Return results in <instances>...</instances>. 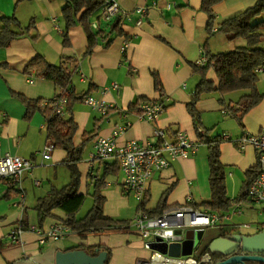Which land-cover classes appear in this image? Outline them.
I'll return each mask as SVG.
<instances>
[{
	"label": "crops",
	"instance_id": "crops-1",
	"mask_svg": "<svg viewBox=\"0 0 264 264\" xmlns=\"http://www.w3.org/2000/svg\"><path fill=\"white\" fill-rule=\"evenodd\" d=\"M152 1L118 0L122 10L132 13L130 18L123 19L122 24L124 31L130 34L125 52L122 47L126 38L116 37L108 47H104L100 41L91 53H87L88 39L81 25L69 29L70 45L63 44L65 23L62 12L66 6L65 0H0V17L14 14L23 26H27L31 19L35 20V29L19 36L9 46L0 48V62L7 63L6 67H0V157L7 153L16 154L31 158L35 163L32 173H26L20 185H15L20 194L24 195L23 200L19 194L9 199L3 198L9 185L5 181L0 182V264H57L58 252L72 250L77 246H82L88 253L89 249L95 252L97 248L101 252L109 251L108 264H137L140 260L147 261L155 249H167L164 243L143 239L131 226L133 217L141 208L132 199L133 195L119 184L120 169L117 174L106 177V186L102 190L106 197L104 212L118 220H129V227L119 225L87 233L85 237L72 231L58 240L39 243L38 231L46 232L55 223L62 222L66 213L55 209V217L47 218L41 229L35 205L52 187L66 185L70 180V171L63 163L67 155L65 150L54 149L52 158L43 160L40 152L48 143L47 120L40 111L29 120L25 119V106L17 96L21 94L30 99H44L45 102L60 93L53 82L24 72L28 61L34 55L41 54L55 64L72 58L66 63L74 70L75 90L81 92L92 88L90 95L112 105L106 115L84 101L76 103L73 108L72 116L78 124L74 137L76 145L83 142L84 133L93 131L96 121L101 119L96 134L85 145L83 159L78 163L81 172L79 191L85 195V199L93 192L95 178L103 172L100 159H90L97 136L111 135L117 126L130 123L119 137V142L146 138L153 140L156 127L169 132L185 130L191 138L198 139L187 103L199 80L193 65L204 52L208 38V15L200 8L202 0H157V6L150 7L144 21L138 24V15L133 13L134 9L149 5ZM256 1L222 0L214 6L216 25L244 11ZM99 15L100 11L97 10L91 16V21H96ZM100 26L106 32L109 30L106 23L102 22ZM35 35L37 38H34ZM209 42L213 53L229 51L245 43L240 38L229 40L225 34L218 32L210 37ZM154 72L162 82L163 96L155 88ZM207 76L217 84L213 69L207 72ZM114 82L119 83L118 90L112 88ZM257 88L264 95V72L259 74ZM248 93L249 89L237 90L225 94L224 99L226 103H234ZM161 96L169 97L168 106L156 122L140 119L139 107L131 108L140 97L158 100ZM222 107L217 92L204 94L198 103L203 113L202 127L206 129L216 126L210 136H222L221 159L225 165L227 191L229 197L234 199L244 191L247 169L258 163L256 148L249 144L242 149L238 139L246 133L256 134L261 130L264 124V96L244 116V127L238 131L220 128L219 120H210V112H217L218 117H221L218 110L220 108L222 111ZM69 116L71 114L66 106L64 118ZM209 172L208 148L200 144L196 154L177 159L169 168L154 175L148 185L146 208L154 209L166 191L169 206L184 203L188 196L192 197L193 205L209 201ZM34 179L40 180V183L35 184ZM257 216V208L246 207L242 213L234 214L231 220L224 221L223 226L263 223L257 221ZM23 220L27 221V225H23ZM19 227L22 228L20 242L15 243L10 236ZM218 228H207L204 233H212V229ZM250 230L252 233L257 232L254 228ZM235 231L240 232L237 229ZM214 236H207V239ZM100 244V247L96 246Z\"/></svg>",
	"mask_w": 264,
	"mask_h": 264
},
{
	"label": "trees",
	"instance_id": "trees-1",
	"mask_svg": "<svg viewBox=\"0 0 264 264\" xmlns=\"http://www.w3.org/2000/svg\"><path fill=\"white\" fill-rule=\"evenodd\" d=\"M65 1L66 6L63 8L62 12L65 23L62 37L65 46L70 45L69 29L76 25H81L87 35V53H91L96 44L100 41L103 42L104 47H108L116 37L130 39V34L126 33L123 29V19L120 16L115 17L109 22H103L98 16L97 20H99V24L103 22L109 26L107 32L104 31L101 26L96 30L93 28L91 16L99 10L103 0ZM221 1L222 0L201 1V10L208 15L206 24L208 38L204 44L207 62L202 66L193 65L194 73L199 76V80L192 92V98L187 103V109L193 118L198 140L200 144L206 145L208 148L210 168L209 184L211 199L196 204L195 206L216 212L220 216L230 211L234 203L243 200L245 198V191H242L234 199L229 197L226 185L225 165L221 159V143L223 139L220 135L210 136L209 129H204L202 127V112L198 108V103L204 94L217 92L218 101L223 105L222 111L231 113L243 128L244 116L252 108L257 106L264 96L257 88L260 74L257 72V69L261 67L264 68V0H257L244 11L216 25L214 6ZM0 23V48L9 46L11 42L19 36L30 33L35 29L34 19H31L27 26H23L14 14L11 16H1ZM217 32L224 33L229 40L240 38L243 39L245 43L229 51L213 53L210 50L209 39ZM34 38H37V35H35ZM68 60H72V58H67L66 61L55 64L50 62L44 55L36 54L26 64L24 72L28 75L34 74L36 77L53 82L60 94L68 97L67 111L71 114L69 118L55 115L49 104L43 105L44 99H30L21 94H17V96L25 106L24 118L29 120L34 113L38 111L42 112L47 120V142L51 143L54 149H62L67 152L63 163L70 171V180L62 187H52L47 195L38 199L35 209L38 213L39 226L43 229L44 221L47 218L55 217L53 212L55 209H61L66 213V217L61 220L62 223L67 225L72 231L85 237L87 233L100 232L119 225L129 227L130 222L129 220L115 219L104 212L106 197L102 190L106 186V177L110 174H117L120 169L119 162L116 159H100V166L103 168V172L95 178L93 183V192L91 193L93 199L92 206L84 216H77L85 201V195L79 191L81 172L78 163L83 159L85 145L87 141L91 140L96 134L101 119L96 121L93 131L84 133L85 138L83 142L78 145L74 143L78 124L72 116L73 108L76 103L84 101L92 88L88 91L81 92L75 90L73 84L74 70L66 63ZM6 66V62H0V67ZM210 69H213L216 74L218 80L217 84L207 76V72ZM153 76L155 88L163 96L164 88L160 77L155 72ZM247 89L250 90V93L243 95L237 102H225V94ZM162 96L159 99H161ZM50 101H52V99H50L49 102ZM146 101L157 100H149L140 97L131 108L137 109ZM109 112L110 110L107 114H109ZM177 131L170 133H176ZM258 172V163L247 169L244 189L257 176ZM5 182L8 183L9 187L3 198L9 199L20 193V191L15 188V182ZM167 193L168 191L162 195L158 205L154 209L146 208V204L148 203L147 194L144 200L139 204V207L141 209H147L150 214H160L169 206L167 204ZM23 225H27V221L23 220ZM217 230V234L213 238L203 239L197 248V250H199V257L206 253L211 255V264L223 261L228 257L220 251L210 250L212 240L217 237L228 238L236 232L234 227L222 226ZM96 246L100 247L101 244ZM82 248V246H77L72 248V250ZM88 251L92 252L91 249ZM99 252L101 251L99 250ZM99 252L95 249V252L93 251L91 254L98 255ZM106 253L107 255L110 254L109 251ZM238 253L242 252L239 251ZM108 259L109 258L106 259L104 264H108ZM243 264H264V262L248 260Z\"/></svg>",
	"mask_w": 264,
	"mask_h": 264
},
{
	"label": "built area",
	"instance_id": "built-area-1",
	"mask_svg": "<svg viewBox=\"0 0 264 264\" xmlns=\"http://www.w3.org/2000/svg\"><path fill=\"white\" fill-rule=\"evenodd\" d=\"M157 0L151 4L138 6L133 13L138 15L137 23L141 24L147 15L150 7H156ZM100 20L103 22L112 21L120 16L122 19L130 18V12L122 10L118 0H103L99 8ZM94 29L100 27L99 20L92 22ZM128 47V40L124 41L122 51L125 52ZM207 62L205 51L196 61V65L202 66ZM257 72H264V68H258ZM32 81V80H31ZM119 83L114 82L112 88L118 90ZM107 91V89L105 90ZM169 97L164 96L157 101L143 102L138 108V117L149 122H156L160 115L166 110ZM84 102L90 107L106 114L112 106L109 102L87 95ZM49 104L55 115L65 116V109L68 104V97L58 93L52 101H45ZM130 126V123L117 126L111 135H99L94 139L92 151L90 153L91 161L96 159H116L119 162L121 171L120 185L124 190L132 194L140 203L144 200L150 181L154 175L169 168L173 161L181 158H187L196 154L200 142L198 139L191 138L185 130H178L176 133H170L167 129L156 127L153 135L154 139L149 138L138 140L131 139L119 142V137ZM203 131V130H201ZM229 138V136H225ZM240 148L244 149L246 145H253L258 153L259 172L257 176L244 189L245 198L234 203L232 209L222 216L208 209H200L193 205L192 197L188 196L182 204L171 205L160 214H150L147 209H140L131 221L133 229L145 240L159 241L167 244L173 242H182L186 238L189 229L205 231L210 227H222L224 221L231 220L234 214H240L244 208H256L258 206L259 214L264 216V124L261 130L256 134L246 133L238 139ZM54 147L47 143L40 152L43 160L52 158ZM35 163L31 158L22 157L16 154L7 153L0 157V182L12 181L19 186L26 173H32ZM35 184L40 180L34 179ZM112 183H108L111 185ZM23 200L24 195L20 194ZM227 226V225H226ZM224 227V226H223ZM234 229H256L257 232L264 228L263 223L254 225L253 223H235ZM39 232V243L44 244L48 240H58L69 234L72 230L62 222L55 223L53 227L46 232ZM242 232V231H240ZM22 228H18L11 234L13 242H20ZM255 233V232H254ZM19 235V236H18ZM173 257L164 254L158 250L151 252L147 261H138L137 264H211L212 257L209 253L199 258L192 255L186 258Z\"/></svg>",
	"mask_w": 264,
	"mask_h": 264
},
{
	"label": "water",
	"instance_id": "water-1",
	"mask_svg": "<svg viewBox=\"0 0 264 264\" xmlns=\"http://www.w3.org/2000/svg\"><path fill=\"white\" fill-rule=\"evenodd\" d=\"M197 230L189 229L182 242L167 244V249H155L173 257L191 256L202 241L196 236ZM159 242V241H154ZM210 250L220 251L226 256L225 260L213 264H243L253 260L264 262V229L253 234L235 233L225 238L217 237L212 240ZM99 252V249H96ZM241 251L242 253H238ZM106 252L92 255L85 250L75 249L57 253V264H104L107 259Z\"/></svg>",
	"mask_w": 264,
	"mask_h": 264
},
{
	"label": "rangeland",
	"instance_id": "rangeland-1",
	"mask_svg": "<svg viewBox=\"0 0 264 264\" xmlns=\"http://www.w3.org/2000/svg\"><path fill=\"white\" fill-rule=\"evenodd\" d=\"M218 33H221V32H218ZM222 34H224V33H222ZM221 50H225V49H221ZM218 112H219V116H221L220 118L218 117L217 112H210L208 114V116H209L210 120H214V121L215 120H219L220 123L218 125L220 126V128H222V127L223 128H228V130L233 129L234 131H238V129H241V126L239 125L237 119L235 117H233L231 113L228 112L227 114H224L221 111L220 108H219ZM202 115H203V113H202ZM215 128H216V126L214 128L212 126V128H207V129H209V132L211 133L212 131L215 130ZM204 147H205V145H203V148ZM131 197L137 203V205L139 206L140 202L134 196H131ZM92 203H93V199H92V196L89 194V196L87 195V197H86V199L84 201V204L82 206L81 211L77 214L78 217L83 216L86 213V211L92 206ZM255 207L258 209V206H255ZM243 218L247 219V217H244V216H243ZM256 218H257V221H264V216H262L260 214ZM208 230H210V229H208ZM217 231H218L217 229H212V233L208 234V231L206 233H204L203 230L198 229L197 232H196V236H197L198 240L201 237L203 239L205 238L204 240H206L207 236H214ZM240 231H242V232H238V233H244V234H247V232L252 233V232H250L251 231L250 229H245V228L240 229ZM192 256L195 257V258H199V250L194 251ZM182 258H186V256H183Z\"/></svg>",
	"mask_w": 264,
	"mask_h": 264
}]
</instances>
